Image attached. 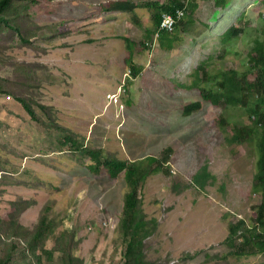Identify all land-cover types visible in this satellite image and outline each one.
Returning <instances> with one entry per match:
<instances>
[{"label":"rangeland","instance_id":"rangeland-1","mask_svg":"<svg viewBox=\"0 0 264 264\" xmlns=\"http://www.w3.org/2000/svg\"><path fill=\"white\" fill-rule=\"evenodd\" d=\"M110 1L21 0L8 15L9 25L0 24V81L11 92H0V258L15 242L11 264H38L39 252L31 253L25 238L19 242L4 223L14 212L11 202L23 198L29 206L17 216L22 226L33 230L48 204L55 233H74V253L83 264L122 263V175L111 178L104 168L93 172L83 153L59 151L60 133L35 121L15 99L28 90L88 147L121 160L166 158L167 171L148 176L140 192L142 210L157 220L145 240L147 260L264 264V253L238 255L225 242L228 224L252 223L260 202L251 192L255 142L228 141L234 124L249 123L245 109L213 106L196 87L188 88L193 69L204 61L211 73L247 69L254 39L264 38V0H228L217 11L212 0H195L198 7L177 28L171 49L161 47L155 35L146 49L140 45L152 29L151 13L141 3L154 0H132L138 4L132 12L105 10ZM231 25L243 31L223 41ZM123 37L135 44L133 60L141 67L136 77L125 62ZM20 67L32 69L31 87L23 84ZM197 100L201 108L184 115L183 106ZM221 114L227 115L224 129L217 123ZM203 166L215 179L200 188L193 176ZM44 245L52 248L53 238ZM40 256V264H61L57 252L50 260Z\"/></svg>","mask_w":264,"mask_h":264},{"label":"trees","instance_id":"trees-1","mask_svg":"<svg viewBox=\"0 0 264 264\" xmlns=\"http://www.w3.org/2000/svg\"><path fill=\"white\" fill-rule=\"evenodd\" d=\"M33 1V0H31ZM214 11L226 7L228 0H212ZM21 0H0V24L9 25L8 15L14 10L16 3ZM149 9L151 13L152 29L147 30L145 40L140 41L142 48L146 49L147 41H151L155 35L159 44L163 48L171 49L173 42L177 40L176 31L179 26L188 24L192 15L198 7L195 0H154L141 3ZM137 3L132 0H114L104 5L105 10L132 12ZM28 6V4H27ZM26 6V7H27ZM180 10V15L176 11ZM163 13H172L175 15V23L171 31L158 30L161 15ZM136 20V18L134 17ZM243 31V28L237 25H231L222 33V40L226 41L234 38ZM126 50L128 52L125 62L129 68L131 77H136L141 67L136 65L133 60L134 43L128 38L123 37ZM247 69L238 72L234 69L218 70L211 73L207 68V62H201L195 66L191 76L192 83L188 88L196 87L203 101L209 102L213 106H221L225 109L227 106L243 107L245 109L248 124L232 127V133L228 138L229 142L241 144L255 142L257 150V158L255 161L256 172L253 175L251 183V192L260 196V202L255 207L256 212L253 222L247 224L244 220H237L228 224V235L225 238L226 244L235 248L238 255L250 256L264 253V38H255L250 52L247 56ZM17 73H21L26 77L23 84L28 88L33 84L28 78H31L32 69L18 68ZM253 73L254 78L249 80L248 74ZM2 81H0V92L11 93L4 90ZM206 83V85H204ZM25 95L15 96L27 113L37 122L48 125V128L56 129L60 135L56 140V147L59 151L80 152L88 157L87 167L93 172H99L104 168L107 175L111 178H117L122 175L127 186L123 197V205L121 216L119 219V230L121 233V243L123 246L122 263L121 264H153L147 260L144 254L145 240L153 234L157 226L155 218H147L141 208V188L146 178L152 174L163 171L166 158L158 159L156 156L148 155L140 159L121 160L104 153L100 147H88L83 140L78 138L68 128L58 125L54 118L50 116L51 106L37 103L32 97ZM31 102L37 104L44 117H41ZM201 108V101H193L183 106L182 113L190 115ZM43 118V119H42ZM227 115L222 114L218 117L217 123L226 124ZM47 120V121H45ZM167 171L166 169H164ZM211 179H215L214 175L209 173L207 168L203 166L194 176L193 183L203 188ZM34 202V201H32ZM14 212L10 214L5 225L7 229L13 233L11 236L18 239L25 238V243L30 248L31 253L37 251L45 254L47 260L52 259L54 252L59 253V261L61 264H83V260L75 255L74 251L78 241L71 230L62 229L59 233H55L54 221L49 218L48 212L50 206L45 204L42 214L33 230L19 224L16 221L17 216L29 206V201L19 198L11 202ZM52 237L53 247L47 249L44 242ZM1 243V242H0ZM12 242L8 252L4 258H0V264H11L16 254V245ZM27 250V248H26ZM35 254L38 264H40V254Z\"/></svg>","mask_w":264,"mask_h":264},{"label":"built area","instance_id":"built-area-1","mask_svg":"<svg viewBox=\"0 0 264 264\" xmlns=\"http://www.w3.org/2000/svg\"><path fill=\"white\" fill-rule=\"evenodd\" d=\"M182 12L180 10L176 11L177 15H180ZM175 14V15H176ZM175 15L172 13H163L161 15V20L159 23L158 30H168L171 31L173 29L174 23H175ZM168 19L170 22L168 24H165V20Z\"/></svg>","mask_w":264,"mask_h":264},{"label":"clouds","instance_id":"clouds-1","mask_svg":"<svg viewBox=\"0 0 264 264\" xmlns=\"http://www.w3.org/2000/svg\"><path fill=\"white\" fill-rule=\"evenodd\" d=\"M170 21L168 19L165 20V24H168Z\"/></svg>","mask_w":264,"mask_h":264}]
</instances>
